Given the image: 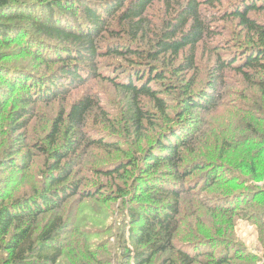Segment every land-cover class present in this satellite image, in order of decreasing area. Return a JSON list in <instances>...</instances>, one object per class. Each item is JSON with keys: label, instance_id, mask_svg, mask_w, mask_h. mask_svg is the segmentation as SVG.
Masks as SVG:
<instances>
[{"label": "trees", "instance_id": "1", "mask_svg": "<svg viewBox=\"0 0 264 264\" xmlns=\"http://www.w3.org/2000/svg\"><path fill=\"white\" fill-rule=\"evenodd\" d=\"M0 264H264V0H0Z\"/></svg>", "mask_w": 264, "mask_h": 264}, {"label": "rangeland", "instance_id": "2", "mask_svg": "<svg viewBox=\"0 0 264 264\" xmlns=\"http://www.w3.org/2000/svg\"><path fill=\"white\" fill-rule=\"evenodd\" d=\"M41 167L35 163L31 169L30 175H34ZM236 234L240 241L244 242L249 248L259 247L258 233L255 226L247 220H241L236 226Z\"/></svg>", "mask_w": 264, "mask_h": 264}]
</instances>
